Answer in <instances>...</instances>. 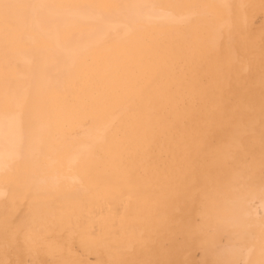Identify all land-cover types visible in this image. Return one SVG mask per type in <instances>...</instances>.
Wrapping results in <instances>:
<instances>
[{
  "label": "bare ground",
  "instance_id": "bare-ground-1",
  "mask_svg": "<svg viewBox=\"0 0 264 264\" xmlns=\"http://www.w3.org/2000/svg\"><path fill=\"white\" fill-rule=\"evenodd\" d=\"M2 4L0 260L260 264L264 0Z\"/></svg>",
  "mask_w": 264,
  "mask_h": 264
},
{
  "label": "snow or ice",
  "instance_id": "snow-or-ice-1",
  "mask_svg": "<svg viewBox=\"0 0 264 264\" xmlns=\"http://www.w3.org/2000/svg\"><path fill=\"white\" fill-rule=\"evenodd\" d=\"M16 5H12V4H2L0 5V8L3 9L4 12V16L5 19H8L11 15V10L16 8ZM94 7H111L114 9H127V8H143V7H147L146 5H110V6H103V5H99V6H94ZM261 138L262 140H264V130H262L261 133ZM259 193H260V198L262 201H264V179H262V182L260 184V188H259ZM254 203V201H250V204ZM262 220H264V216H262ZM18 239L13 233H10L8 231V229H5V232L3 234V244H4V248L5 251H9L10 249H12L13 247V240ZM0 264H17V262L12 261V260H8V261H2L0 260ZM260 264H264V259H262L260 261Z\"/></svg>",
  "mask_w": 264,
  "mask_h": 264
},
{
  "label": "rangeland",
  "instance_id": "rangeland-1",
  "mask_svg": "<svg viewBox=\"0 0 264 264\" xmlns=\"http://www.w3.org/2000/svg\"><path fill=\"white\" fill-rule=\"evenodd\" d=\"M224 245V241L222 239H220L219 241H217L215 243V247H220V246H223ZM196 258H198V254H196Z\"/></svg>",
  "mask_w": 264,
  "mask_h": 264
}]
</instances>
